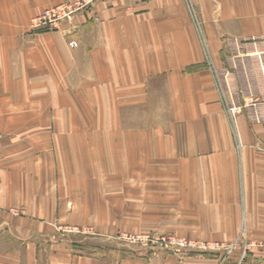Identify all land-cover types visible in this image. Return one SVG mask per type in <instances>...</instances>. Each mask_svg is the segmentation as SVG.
Segmentation results:
<instances>
[{
  "label": "crops",
  "instance_id": "obj_1",
  "mask_svg": "<svg viewBox=\"0 0 264 264\" xmlns=\"http://www.w3.org/2000/svg\"><path fill=\"white\" fill-rule=\"evenodd\" d=\"M65 1L0 0V264H264V0H99L32 30Z\"/></svg>",
  "mask_w": 264,
  "mask_h": 264
},
{
  "label": "built area",
  "instance_id": "obj_2",
  "mask_svg": "<svg viewBox=\"0 0 264 264\" xmlns=\"http://www.w3.org/2000/svg\"><path fill=\"white\" fill-rule=\"evenodd\" d=\"M99 0H71L64 2L60 5L46 8L40 15L36 16L32 20L31 28L33 31H48L58 29L59 26L73 18L74 15L82 12L90 11ZM233 95L230 96V98ZM233 103H229V112L232 117L236 111H238L239 105L233 100ZM0 133V138H1ZM124 239H128L132 242H140L149 246H155L157 249L169 250L175 253L190 252L191 249L202 250L203 252L210 253H229L233 249V245L225 246L219 243H193L186 238L176 237L174 235H161L152 236L150 234L124 236ZM247 253L244 251L241 255V260H245Z\"/></svg>",
  "mask_w": 264,
  "mask_h": 264
},
{
  "label": "rangeland",
  "instance_id": "obj_3",
  "mask_svg": "<svg viewBox=\"0 0 264 264\" xmlns=\"http://www.w3.org/2000/svg\"><path fill=\"white\" fill-rule=\"evenodd\" d=\"M67 1H71V0H67ZM65 1V2H67ZM98 2V1H97ZM64 3V2H63ZM62 4V3H61ZM96 5V4H95ZM49 8V7H48ZM45 10V9H44ZM43 10V11H44ZM75 16V15H74ZM73 16V17H74ZM35 18V17H34ZM33 18V19H34ZM32 19V20H33ZM69 21V20H67ZM31 24H32V21H31ZM56 30V29H55ZM232 51V50H231ZM230 51V52H231ZM211 62V61H210ZM211 68L212 70L214 71L215 75L217 73V67L214 66V64H211ZM229 68V67H228ZM232 71V68H230ZM231 73V72H230ZM232 74V73H231ZM231 76V75H230ZM230 76L229 74L227 75V81L228 83L230 84V87H231V93L234 92L233 90V76H232V79H230ZM217 83L220 82V80L217 78L216 79ZM233 99H234V96L229 98V101L230 103L232 104L233 102ZM228 105V104H227ZM229 109V107H228ZM229 111V110H228ZM232 116V115H231ZM59 230H61L62 232H69V233H75V234H80V235H84V236H95V232H93L94 230L90 227H71V226H66V227H60ZM144 234H150L152 236H161V235H174L176 237H182V238H186L187 240H191V241H194L193 243H219V244H223V243H220L218 241H203V240H192V239H189L187 237H183V236H178L174 233H156V232H137V233H116L114 235L111 236L112 239H114L115 241L117 242H120L119 244L123 243L124 245L126 246H135V247H139V248H142V249H145L147 251H156V250H159L157 249V247L155 246H147L146 244H141L140 242H132V241H129L128 239H124V236H135V235H144ZM233 245V248L235 246V243L232 244ZM226 246V245H225ZM227 246H231V245H227ZM162 251H165V252H170V253H173V254H176V255H179L180 257H183V256H186V255H191V254H196V253H203L202 250H198V249H191L190 252H182V253H175V252H172V251H169V250H163V249H160ZM207 253H210V252H207ZM214 253V252H213ZM216 253V252H215ZM217 254V253H216Z\"/></svg>",
  "mask_w": 264,
  "mask_h": 264
}]
</instances>
